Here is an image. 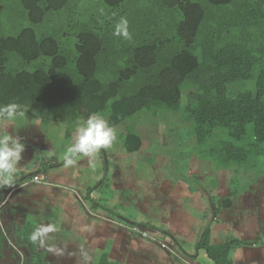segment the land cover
Instances as JSON below:
<instances>
[{"label": "trees", "instance_id": "trees-1", "mask_svg": "<svg viewBox=\"0 0 264 264\" xmlns=\"http://www.w3.org/2000/svg\"><path fill=\"white\" fill-rule=\"evenodd\" d=\"M128 1L101 5L107 11ZM16 2L30 25L8 33L0 25V105L33 109L43 126H73L101 113L114 128L126 126L121 140L129 153L143 143L133 117L159 108L181 112L199 146L217 130L229 132L219 153L203 151L222 166L250 171L264 156V0H157L156 20L124 50L104 28L117 17L69 20L68 31L76 27L70 43L68 31L59 38L38 26L69 12L72 0ZM7 6L0 0V20ZM247 82L253 89H241ZM230 246L208 249L217 264H230Z\"/></svg>", "mask_w": 264, "mask_h": 264}, {"label": "crops", "instance_id": "crops-1", "mask_svg": "<svg viewBox=\"0 0 264 264\" xmlns=\"http://www.w3.org/2000/svg\"><path fill=\"white\" fill-rule=\"evenodd\" d=\"M77 126H43L33 109L14 122L0 121V133L25 144L14 183L0 185V264H217L208 247L226 244L230 264H264V156L250 171L236 167L242 172L214 159L212 173L224 176L218 186L206 180L209 172L189 170L192 182L186 175L165 182L155 164L162 160L149 157L151 143L135 124L143 140L139 151L126 150V126L120 125L111 147L93 157L79 155L65 167ZM141 164L150 167L141 170ZM37 173L46 183L31 181ZM238 175L237 188L227 185ZM43 227L53 231L42 245L32 242L31 234ZM134 227L155 239L134 233Z\"/></svg>", "mask_w": 264, "mask_h": 264}, {"label": "rangeland", "instance_id": "rangeland-1", "mask_svg": "<svg viewBox=\"0 0 264 264\" xmlns=\"http://www.w3.org/2000/svg\"><path fill=\"white\" fill-rule=\"evenodd\" d=\"M6 2L8 6L0 20L2 29L8 33L19 29L21 25L29 26L30 24L28 21L26 22L19 16L21 8L16 0H6ZM156 2L157 0H129L119 8H108L106 11V8L101 5V0H72L69 12L62 14L61 17L55 16L54 19L46 25L38 26V31L41 33L58 34V37L61 38L63 37L62 33L68 31L69 20H72V23L75 24L80 20L87 21L91 15H94L103 17V22L104 20L110 22L112 18L117 17L115 23L114 21L113 23H109L108 27L104 25V28L106 30L108 29L107 31L111 30L115 32L116 25L124 18L128 21V31L131 38L125 39L123 36L114 35L119 48H123L124 50V46L127 42H133V38L139 33L138 30H143L149 22L156 20V14L160 11L157 9ZM103 9L105 12L102 11ZM157 20H159V17H157ZM164 20H167V18H164ZM75 30L76 27H72L68 31L70 34L67 35L66 39L70 43L73 42L74 34L72 33H74ZM253 85V82H247L244 86H241V89L251 90L254 87ZM153 113L156 114L154 115ZM139 114L133 117L130 123L133 124V122L137 121L136 127L142 132L143 139L145 142L151 143L152 148L148 150V152H150L149 157L159 161L162 160L163 164H155L157 169L164 170L161 174L166 175V177H164L165 182L168 177L181 181L184 175H186V179L192 182L193 179L188 173L191 174V172H195L207 174L209 172L206 180L211 185L218 186L220 184L219 181L223 183L224 176L212 173L213 168L216 167L215 158L212 156H203L204 154H208L203 151L219 153L222 146L221 141L229 140V132L227 130H217L213 137L199 146L194 136V125L186 118L181 117V112H172L159 108L157 112L151 110L150 112H142ZM117 129L120 130L119 128ZM146 156H148L147 153ZM260 159L262 160V156L258 158V160ZM138 167L144 170L146 168L149 169L150 166L141 164ZM194 168L195 171H192L191 169ZM231 168L234 171H239L232 165ZM187 170H189L188 173ZM242 171L245 170H240L239 172ZM149 172L151 171H147L146 173L148 174ZM239 178V175L235 180L230 178L227 185H229L231 181V188H233V186L237 188L240 185ZM248 179L249 174L242 176L241 182L242 180L245 181ZM88 206H90V204H88ZM86 207L87 206H85V208Z\"/></svg>", "mask_w": 264, "mask_h": 264}, {"label": "clouds", "instance_id": "clouds-1", "mask_svg": "<svg viewBox=\"0 0 264 264\" xmlns=\"http://www.w3.org/2000/svg\"><path fill=\"white\" fill-rule=\"evenodd\" d=\"M114 35L130 39L128 21L122 18L115 27ZM22 106L16 102L0 105V119L14 122L18 117H23ZM117 138L114 126L101 113H93L86 120L78 123L74 143L69 146L63 156L65 167L72 166L79 155L93 157L101 149L111 147ZM25 144L20 137L9 132L0 133V185H12L15 180L17 165L22 158ZM53 231L51 227L36 229L30 236L32 242L42 245L44 236ZM8 240V237H7ZM51 251V249H50Z\"/></svg>", "mask_w": 264, "mask_h": 264}, {"label": "built area", "instance_id": "built-area-1", "mask_svg": "<svg viewBox=\"0 0 264 264\" xmlns=\"http://www.w3.org/2000/svg\"><path fill=\"white\" fill-rule=\"evenodd\" d=\"M31 181H32V182H35V183H39V184H40V183H46L45 176H44L43 174H39V173L33 175V177L31 178ZM3 230H4V229H3ZM131 230H132L134 233L138 234V235H142V236H144V237H146V238H150V239H155L154 236H152L151 234H149V233L146 232V231L140 230V228H138V227L131 228ZM161 246H162V247H165V244H161ZM169 249H170L171 251H173L171 248H169Z\"/></svg>", "mask_w": 264, "mask_h": 264}]
</instances>
